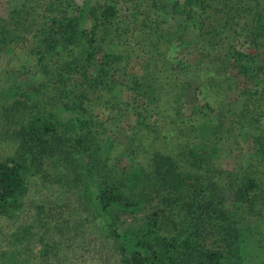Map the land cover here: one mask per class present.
Listing matches in <instances>:
<instances>
[{
  "label": "trees",
  "instance_id": "16d2710c",
  "mask_svg": "<svg viewBox=\"0 0 264 264\" xmlns=\"http://www.w3.org/2000/svg\"><path fill=\"white\" fill-rule=\"evenodd\" d=\"M169 3L181 22L164 23L160 0L37 1L30 10L28 6L16 8L9 14L12 30L5 29L0 19V54L28 50L36 62V75H40L38 87L25 94L22 113L15 117L21 125L18 153L25 154L21 161H0V217H14L23 206L30 157L35 163L39 155L66 161L65 155L74 148L84 147L76 159L85 156L92 145L100 149L93 134L98 124L94 123L88 107L92 101L87 96L113 91L122 64L129 72L127 87L136 92L134 101L141 104L134 112V136L140 137V146L132 148L130 144L137 170L120 171L112 158L103 157L101 167H94L106 181L95 193L91 190L99 181L83 182L86 198H92L108 225L110 209L138 208L148 193H158L155 188L162 181L153 182V170L149 171L143 161L152 151L146 147L144 136L155 128L153 115L163 102L162 93L155 88L159 79L155 75L167 67L168 76L179 73L199 83V95L206 99L194 110L216 115L203 126L191 128L200 141L193 148L187 146L190 154L182 151L184 161L202 173L200 184L196 176L192 179L197 183L194 188H200L196 194L205 196L160 201L153 221L142 228L143 238L125 264H264V0ZM84 22H91L92 27L84 30L81 48L75 43ZM135 50L143 60L133 58ZM134 64L141 66L143 73L128 69H135ZM30 67L28 63L22 66ZM186 82L184 92L191 86ZM240 82H245L243 87ZM237 87L242 88L239 97L225 103L228 92ZM101 132L99 138L107 137ZM241 133L249 135L254 152L252 157L246 154L243 163L253 164H243L237 172L225 174L219 159L230 149L239 148ZM69 143L72 149L67 147ZM162 154L160 150L156 162L161 171L170 164ZM211 156H216L215 160ZM169 161L174 164V158ZM172 217L182 228L175 225L179 234L169 239L159 234L157 224L169 223ZM181 235L182 240L178 238Z\"/></svg>",
  "mask_w": 264,
  "mask_h": 264
},
{
  "label": "rangeland",
  "instance_id": "374dc122",
  "mask_svg": "<svg viewBox=\"0 0 264 264\" xmlns=\"http://www.w3.org/2000/svg\"><path fill=\"white\" fill-rule=\"evenodd\" d=\"M37 1L41 4L53 2V0H0V19L4 20L2 25L6 27L5 29H13L8 22L9 14L13 10L27 6V10H30L35 7ZM160 2L164 23L171 25L181 22L180 16L174 15L171 11L169 0H160ZM43 10L44 8H39L41 13ZM91 27V22L82 24L76 36V46L80 47V43L83 44L84 30ZM129 45L130 42L125 48ZM133 58L141 61L144 56L135 50ZM24 63L31 64V67L23 69ZM35 63L34 57L29 55L28 50L15 49L10 54H7V51L0 54V161L2 162L11 159L21 161L25 154L23 151L18 153L20 150L18 132L21 125L15 121V117L22 113L20 111L24 108L25 94H31L38 87L40 75H36ZM124 67L125 64L118 67L116 77L118 82L113 91L104 92L102 96H99V92H91L87 96L92 101L88 107L94 123L98 124L93 127V134H96L99 141L96 145L97 148L100 147L99 150L92 145L85 156L76 159L74 156L84 147L78 150L74 148L70 155H65L66 161L58 157L61 159L59 160L54 155L50 157L39 155L38 163L32 161L31 157L28 160L31 172L28 177V192L21 199L23 206L14 217H0V264H125L130 258V253L135 251L137 243L143 238L142 228L149 226V222L153 221L160 201L174 202L195 195L200 199L205 196V194H196L200 188H194L197 183L192 179L196 176L199 183L203 180L202 173L192 167V164L184 161L186 158L182 157V151L190 154L187 146L193 148L200 141L196 137L197 133H193L191 128L203 126L208 119L215 118L216 115L198 113L194 110V106L202 104L206 99V96L199 95L198 82H194L190 76L179 73L168 76V68L165 67L164 71L160 66L161 73L159 71L156 73L155 77L159 79L154 84L162 93L163 102L158 104L153 115L152 124L155 128H151L144 136L145 143H148L146 147L149 151L152 148V151L146 156L147 159H143L149 171L153 170L151 173L153 182L162 181V184L155 188L158 193L154 195L148 193L146 195L148 198L145 197L146 202L138 208L110 209L108 225L100 217L92 198L89 195L86 198L83 182L89 181L94 184L99 181L92 187L91 192L95 193L96 187L106 181L104 176L98 175L99 171L94 167V165L101 167L99 160L103 157L112 158V164L120 171L129 169L133 173L137 170L130 144L132 148L140 146V137L134 136V132H137V117L134 112L141 104L134 101L136 92L127 87L126 74L129 75V72ZM128 69L132 73H143L140 70L141 66ZM185 82L191 86L184 92ZM128 84L131 85L130 82ZM244 84L245 82H240L242 87ZM241 91L240 87L231 89L225 103L236 100ZM219 102L220 100L215 102V106ZM12 119L13 124H11ZM21 120L20 116V122ZM103 127L107 132L103 131ZM99 132L102 135L106 134L107 137L99 138ZM239 136V148L230 149L221 154L219 159L220 170L225 174L237 172L243 164L245 167L253 164L243 163L246 154L251 157L254 155L251 148L253 143L249 135L241 133ZM67 147L72 149L73 144L69 143ZM160 150L170 163L167 165V170L162 168L163 171L160 169V164L156 163L159 160ZM170 158H174V164L169 161ZM215 158L216 156L210 157L211 160ZM211 177L214 178L213 175ZM186 180H191L193 183L182 182ZM175 225L182 228L173 217L169 223L157 224L159 234L169 239L178 235L179 233L174 231ZM178 238L182 240V235Z\"/></svg>",
  "mask_w": 264,
  "mask_h": 264
}]
</instances>
